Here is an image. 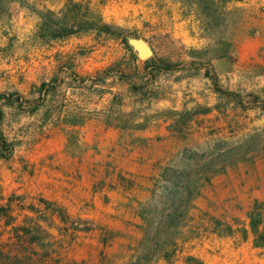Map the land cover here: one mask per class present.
Listing matches in <instances>:
<instances>
[{
    "label": "rangeland",
    "instance_id": "obj_1",
    "mask_svg": "<svg viewBox=\"0 0 264 264\" xmlns=\"http://www.w3.org/2000/svg\"><path fill=\"white\" fill-rule=\"evenodd\" d=\"M27 1L0 10L2 129L14 144L0 158V206L9 208L0 212V241L13 224L42 221L27 208L44 198L103 229L67 233L49 214L43 224L64 231L62 264L126 263L138 252L139 202L163 167L181 164L189 151L216 154L253 137L255 156L227 166L196 200L197 237L157 264H186V256L197 264H264L251 234L213 232L216 219L247 225L254 200L264 202V0H231L213 32L174 0H75L144 39L153 52L147 59L176 64L161 72L137 51V62L130 59L120 38L38 36L37 9L61 16L67 0ZM217 41L230 56L213 57Z\"/></svg>",
    "mask_w": 264,
    "mask_h": 264
},
{
    "label": "trees",
    "instance_id": "obj_2",
    "mask_svg": "<svg viewBox=\"0 0 264 264\" xmlns=\"http://www.w3.org/2000/svg\"><path fill=\"white\" fill-rule=\"evenodd\" d=\"M174 1L179 3L184 16H188V10L189 14L192 11L193 15L197 16L202 29L209 32L225 24L227 15L231 12L228 10V3L231 0ZM13 2L28 3L27 0H0V10L7 12L9 4ZM36 12L41 19L37 32L40 37L49 40L81 33H94L96 39L102 36L120 38L129 58L134 62L138 60L135 50L128 41L129 36H135V33L104 22L89 4L84 5L82 2L67 0L61 16L51 9L45 11L37 9ZM220 33L222 34V31ZM220 43L217 41L213 57L224 54L230 56V53L227 51L225 53L221 47H218ZM151 63H154L157 72L177 68L175 63L163 59L149 58L144 61L145 67ZM143 88L139 85H131L133 90ZM205 112L209 110L206 109ZM2 121L3 110L0 105V158L7 159L13 153L14 144L5 136ZM177 121L183 123L182 120ZM78 123L79 121H73L70 126H76ZM127 126V123L116 125L120 128ZM131 127L143 128V124H133ZM172 129L176 130L174 127ZM75 130L70 129L67 135L70 136ZM247 144L245 146V142L238 147H229L216 154L208 152L199 154L198 150H188L193 154L183 155L181 164L163 167L154 179L150 197L140 201L137 208L140 218L137 227L141 232L138 252L134 258L123 264H157L161 260L170 262L182 243L197 237L198 231L195 230L197 228H194V225L192 226L191 215V210L196 207V200L202 195L205 185L211 183L215 176L225 172L227 166L236 165L255 156L256 139L250 138ZM40 202V204H30L27 210L38 214L42 221L32 216L28 218L29 222L13 224L8 237L0 241V264H62L66 244L65 236L60 233L64 231H61L60 227L58 232L54 233L43 224V221L47 222L49 214L59 222V226H65L67 233L103 230L102 227L97 228L93 220L73 216L64 206L54 201L42 198ZM8 209V206H0V212L7 213ZM247 217V225L239 229H236L237 227H234L232 223L216 219L213 232L221 236H236L238 233L236 231L239 230L241 238L247 239L251 234L253 247L264 249V202L255 199L247 212ZM5 224L10 225L11 222L5 221ZM185 259L186 264H197V261L195 263L197 259L192 256H186Z\"/></svg>",
    "mask_w": 264,
    "mask_h": 264
},
{
    "label": "water",
    "instance_id": "obj_3",
    "mask_svg": "<svg viewBox=\"0 0 264 264\" xmlns=\"http://www.w3.org/2000/svg\"><path fill=\"white\" fill-rule=\"evenodd\" d=\"M129 43L141 59H147L152 55L151 46L142 38H128Z\"/></svg>",
    "mask_w": 264,
    "mask_h": 264
},
{
    "label": "crops",
    "instance_id": "obj_4",
    "mask_svg": "<svg viewBox=\"0 0 264 264\" xmlns=\"http://www.w3.org/2000/svg\"><path fill=\"white\" fill-rule=\"evenodd\" d=\"M179 4V3H178ZM110 190H117L115 187H112ZM109 201H107V203H108ZM227 237H231V238H233V239H235V236H227ZM255 248V247H254ZM255 249H258L259 250V248H255Z\"/></svg>",
    "mask_w": 264,
    "mask_h": 264
}]
</instances>
